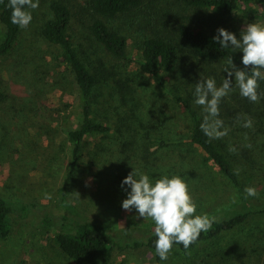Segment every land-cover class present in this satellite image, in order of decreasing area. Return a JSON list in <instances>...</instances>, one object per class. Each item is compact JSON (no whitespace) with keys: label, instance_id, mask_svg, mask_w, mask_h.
I'll return each instance as SVG.
<instances>
[{"label":"rangeland","instance_id":"374dc122","mask_svg":"<svg viewBox=\"0 0 264 264\" xmlns=\"http://www.w3.org/2000/svg\"><path fill=\"white\" fill-rule=\"evenodd\" d=\"M51 1L39 0L38 8L29 9L30 24L21 30L13 52L0 58V87L8 95L0 104V196L14 208L12 232L0 240V264H75L56 246L54 236L67 231L76 218L103 226L119 241L124 249H116L111 264H156L148 249L128 247L155 227L134 209H122L130 189L121 188V182L133 169L153 182L165 175L181 177L197 205L196 214L210 219L235 206L237 194L214 164L190 147L192 123L173 98L179 81H168L160 88L141 70L140 48L151 34L154 18L151 8L115 23L129 38L128 58L118 59L91 36L85 0H58L76 15L73 41L92 71L100 74L95 119L111 127L107 135L87 139L78 175L63 196L71 165L67 134L77 127L81 110L78 88L60 48L42 35L43 26L53 17ZM156 12L170 18L178 14L177 20L185 18L205 29L222 27L237 37L247 24L264 26V16L249 20L241 13L219 22L210 12L187 9L181 0H160ZM5 34L0 22V42ZM194 61L196 80L202 82L209 66ZM254 132L252 150L261 153L263 139ZM251 184L264 188V180ZM225 251L229 253H221ZM161 264H264V216L188 254L172 249Z\"/></svg>","mask_w":264,"mask_h":264},{"label":"trees","instance_id":"16d2710c","mask_svg":"<svg viewBox=\"0 0 264 264\" xmlns=\"http://www.w3.org/2000/svg\"><path fill=\"white\" fill-rule=\"evenodd\" d=\"M159 1L85 0L84 10L91 17L88 30L95 41L114 57L126 59L129 38L115 26V23L121 19L138 16L145 13L147 8H151L150 15L154 18L150 19L151 34L141 44V70L160 88H164L168 81H179L180 87L176 88L173 98L180 103L192 123L190 147L205 155L237 194V204L214 219L211 229L202 232L188 249H184L182 244L173 245L172 249H179L188 254L197 246L217 242L249 224L255 217L264 216V188L260 190V186L251 184L252 180L254 182L257 179L264 180V151L257 153L252 150L254 144L251 139L253 134L251 132L255 131L254 133L260 134L258 139L262 138L264 145V80L258 81L257 92L261 94V98L258 103H253L240 95L233 75L232 91L221 99L219 116L216 118L223 121V128L220 130L226 128L229 130L228 134L222 138L212 139L206 136L201 124L207 113L203 108L200 112L193 104L196 84L201 82L196 80L198 68L194 60L207 64L210 70L213 69L208 70L209 72L202 70L208 72L206 76L202 75V81L214 78L217 87H220L227 77L225 69L231 68L230 59L238 68H244L241 54L238 49L221 48L213 40L218 28L192 26L185 18L177 20L178 14H173L172 18L163 16L162 12L159 14L156 12ZM181 4L187 9L210 12L219 22H226L238 13L249 20L264 16V11H260L264 10V0H181ZM8 5L9 0L0 2V22L6 30L5 38L0 42V58L13 52L22 30L11 22L12 9ZM49 8L53 17L43 26L42 35L50 44L60 48L62 61L69 68L78 88V103L81 110L77 127L67 134L71 165L61 189L65 197L80 170L87 139L107 135L111 132V127L95 119L97 104L95 91L101 79L99 72H93L81 57L73 41L71 30L76 15L69 5L62 1H51ZM245 71L250 74L251 70L249 68ZM7 99L8 95L0 87V104ZM245 117L252 118L251 128L242 126ZM161 125L166 126L164 121ZM230 147L235 148V151H229ZM260 176L262 178H259ZM246 187H255L258 195L247 196ZM13 213V206L0 196V240H6L12 232ZM155 239L154 231H150L144 239L128 244V247L148 249L153 254L156 264H161L163 260L155 251ZM54 242L75 264H111L116 249H124L106 228L81 218L73 219L67 231L56 234Z\"/></svg>","mask_w":264,"mask_h":264},{"label":"clouds","instance_id":"9594fccd","mask_svg":"<svg viewBox=\"0 0 264 264\" xmlns=\"http://www.w3.org/2000/svg\"><path fill=\"white\" fill-rule=\"evenodd\" d=\"M2 2V0H0ZM11 22L20 28H27L32 20V13L39 7V0H9ZM221 48L239 49L242 52L243 69L238 68L233 60H229L230 69L226 68L223 84L217 87L214 78L198 82L195 87L196 105L202 106L205 113L201 129L210 139L222 138L228 134L223 128V121L216 119L219 116L221 99L232 91L233 75L236 86L242 97L250 102L258 103L261 94L257 92L259 80H264V26L259 23L247 24L240 32L239 37L224 28L217 29L213 37ZM250 68V74L245 71ZM251 128V117H245L242 125ZM250 147V145H249ZM234 152L235 148L230 147ZM130 189L127 198L122 201V209L131 212L133 209L139 218H150L154 222L155 251L161 260H166L174 244H182L188 249L195 243L202 232L211 229L214 219L207 215H197V205L188 188V184L179 176H163L154 182L147 174L133 169L121 182ZM247 196L258 195L255 187H246ZM50 198V197H49Z\"/></svg>","mask_w":264,"mask_h":264}]
</instances>
